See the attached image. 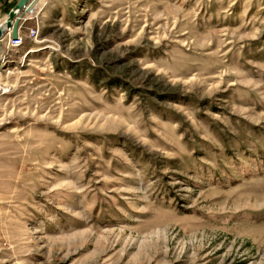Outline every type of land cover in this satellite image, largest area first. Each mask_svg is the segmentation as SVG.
Returning a JSON list of instances; mask_svg holds the SVG:
<instances>
[{
	"label": "rangeland",
	"instance_id": "rangeland-1",
	"mask_svg": "<svg viewBox=\"0 0 264 264\" xmlns=\"http://www.w3.org/2000/svg\"><path fill=\"white\" fill-rule=\"evenodd\" d=\"M9 35L0 264H264V0H37Z\"/></svg>",
	"mask_w": 264,
	"mask_h": 264
},
{
	"label": "water",
	"instance_id": "water-1",
	"mask_svg": "<svg viewBox=\"0 0 264 264\" xmlns=\"http://www.w3.org/2000/svg\"><path fill=\"white\" fill-rule=\"evenodd\" d=\"M36 1L37 0H18L15 6L9 11L4 25L0 27V37L4 32L8 31L11 38H16L20 19Z\"/></svg>",
	"mask_w": 264,
	"mask_h": 264
},
{
	"label": "bare ground",
	"instance_id": "bare-ground-1",
	"mask_svg": "<svg viewBox=\"0 0 264 264\" xmlns=\"http://www.w3.org/2000/svg\"><path fill=\"white\" fill-rule=\"evenodd\" d=\"M4 21L5 20H3L1 23H0V27L2 26V25H4ZM10 36V35H9ZM37 37V30L35 29V30H32V32H28L27 33V38H29V39H34V38H36ZM22 43H23V41H20L19 42V44H16V45H14V46H11V49H15V48H18V47H20L21 45H22ZM6 53H7V50H5V53H4V55H6ZM2 85H0V90L1 89H3V87H1Z\"/></svg>",
	"mask_w": 264,
	"mask_h": 264
},
{
	"label": "built area",
	"instance_id": "built-area-1",
	"mask_svg": "<svg viewBox=\"0 0 264 264\" xmlns=\"http://www.w3.org/2000/svg\"><path fill=\"white\" fill-rule=\"evenodd\" d=\"M32 30H35V28L29 29L28 32H32ZM26 37H27V35H26ZM20 41H24L23 37L20 35L16 36V38H14V39L9 36L7 41H6V45H7L6 49L11 48V46H14L16 44H19Z\"/></svg>",
	"mask_w": 264,
	"mask_h": 264
},
{
	"label": "crops",
	"instance_id": "crops-1",
	"mask_svg": "<svg viewBox=\"0 0 264 264\" xmlns=\"http://www.w3.org/2000/svg\"><path fill=\"white\" fill-rule=\"evenodd\" d=\"M40 1V0H39Z\"/></svg>",
	"mask_w": 264,
	"mask_h": 264
}]
</instances>
